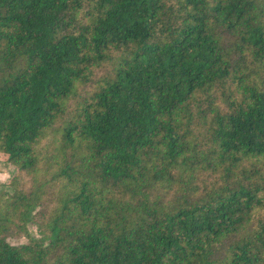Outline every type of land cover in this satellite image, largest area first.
<instances>
[{
  "label": "trees",
  "instance_id": "obj_1",
  "mask_svg": "<svg viewBox=\"0 0 264 264\" xmlns=\"http://www.w3.org/2000/svg\"><path fill=\"white\" fill-rule=\"evenodd\" d=\"M0 161V264H264V0H0Z\"/></svg>",
  "mask_w": 264,
  "mask_h": 264
},
{
  "label": "rangeland",
  "instance_id": "obj_2",
  "mask_svg": "<svg viewBox=\"0 0 264 264\" xmlns=\"http://www.w3.org/2000/svg\"><path fill=\"white\" fill-rule=\"evenodd\" d=\"M15 174V167L9 163H5L0 161V188H5L8 191H11L10 186L7 183L10 181L12 176ZM29 231L34 236H39V231L34 223L28 224ZM8 241L12 244H23L27 242V237L20 236V237H8Z\"/></svg>",
  "mask_w": 264,
  "mask_h": 264
}]
</instances>
